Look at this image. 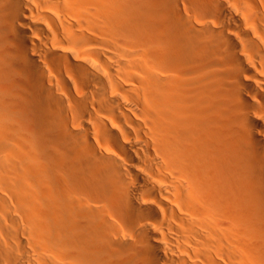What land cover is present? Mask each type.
<instances>
[{
  "label": "bare ground",
  "instance_id": "6f19581e",
  "mask_svg": "<svg viewBox=\"0 0 264 264\" xmlns=\"http://www.w3.org/2000/svg\"><path fill=\"white\" fill-rule=\"evenodd\" d=\"M0 264H264V0H0Z\"/></svg>",
  "mask_w": 264,
  "mask_h": 264
}]
</instances>
